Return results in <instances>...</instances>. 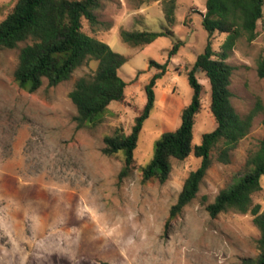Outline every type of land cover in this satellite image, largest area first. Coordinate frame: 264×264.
<instances>
[{"label": "rangeland", "instance_id": "rangeland-1", "mask_svg": "<svg viewBox=\"0 0 264 264\" xmlns=\"http://www.w3.org/2000/svg\"><path fill=\"white\" fill-rule=\"evenodd\" d=\"M167 0H102L100 23L86 19L83 29L115 51L128 55L120 69L127 82L123 101H114L100 121L77 127V108L69 93L83 75L93 73L96 61L78 67L57 85L45 79L35 92L14 78L25 42L0 49V264H242L258 254L260 230L251 212L230 209L217 217L206 206L245 169L248 155L259 148L264 135V78L257 72L264 56V16L257 37L238 39L229 63L232 103L241 114L257 109L250 132L233 150L229 163L216 159L197 196L167 226L185 179L201 164L190 154L173 159L169 179L143 182L141 167L153 157L160 135L181 123V113L193 97L187 71L206 47L203 26L207 0H178L172 35L134 47L121 30L161 31L167 28ZM16 0H0V21ZM226 33H215L220 50ZM182 40L176 54L174 44ZM168 62L155 84V106L146 119L135 150L132 173L119 172L124 154L106 155L104 137L118 129L130 133L147 102L146 85L159 71L150 61ZM202 107L196 115L194 143L212 131L217 121L211 111V88L202 70ZM261 105V107H260ZM262 188L253 203L264 210Z\"/></svg>", "mask_w": 264, "mask_h": 264}, {"label": "trees", "instance_id": "trees-1", "mask_svg": "<svg viewBox=\"0 0 264 264\" xmlns=\"http://www.w3.org/2000/svg\"><path fill=\"white\" fill-rule=\"evenodd\" d=\"M102 0H16L8 14L0 21V49L21 47L15 81L24 89L35 92L47 79L49 85H57L69 79L72 73L88 61H96L93 73L81 76L69 96L77 108L75 120L82 128L101 120L114 101H123L127 82L120 76V67L129 56L115 51L105 41L90 35L83 29L86 19L91 25L100 23L97 10ZM178 0H167L164 13L167 28L161 31L121 30L122 39L131 46L141 47L154 42L158 37L172 35L170 28L176 20ZM264 16V0H207L203 13V26L208 31V41L187 77L193 88L191 102L181 113V123L174 130L163 132L157 139L152 159L141 167L142 180L157 179L166 182L172 171V160H184L190 154L201 158V164L192 170L170 209L167 226L197 196L202 181L213 164V151L219 162L229 163L232 152L250 132L257 109L241 114L232 103L230 88L234 66L228 58L238 39L246 36L249 41L258 34L259 21ZM215 33H226L220 50L213 47ZM183 44L177 41L170 51L174 55ZM157 66L156 72L146 85L147 102L136 117L130 133L118 129L104 137L103 152L106 155L124 154V165L119 178L129 176L135 163V150L146 119L155 106V84L164 76L168 62L150 61ZM202 70L209 79L211 88V111L217 126L194 143L196 115L202 107L203 84L197 77ZM258 75L264 78V56L258 60ZM261 107V105H260ZM264 175V135L259 148L251 152L244 171L232 183L222 188L206 208L217 217L221 212L234 209L241 213L251 212L254 223L260 230L257 240L258 254L243 258L242 264H264V210L253 203V194L262 188ZM103 264H109L103 262Z\"/></svg>", "mask_w": 264, "mask_h": 264}]
</instances>
